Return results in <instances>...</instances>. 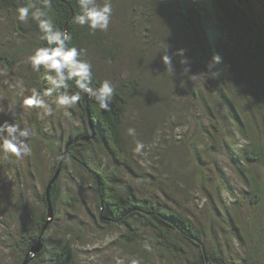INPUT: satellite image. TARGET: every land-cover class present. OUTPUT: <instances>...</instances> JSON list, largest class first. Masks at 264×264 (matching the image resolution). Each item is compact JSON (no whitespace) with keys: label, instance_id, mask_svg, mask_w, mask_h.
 Listing matches in <instances>:
<instances>
[{"label":"trees","instance_id":"obj_1","mask_svg":"<svg viewBox=\"0 0 264 264\" xmlns=\"http://www.w3.org/2000/svg\"><path fill=\"white\" fill-rule=\"evenodd\" d=\"M23 3L24 0H0V22H8L14 35L13 39L0 44V47L11 46L0 48V65L6 71L16 69L23 56L44 44L35 22L17 20L16 9ZM175 3L176 15L184 19L193 44L184 55L189 56L198 73L205 74H202L205 80L200 77L191 94L202 110L197 126L204 130L206 143L210 145L207 153L224 149L247 188L232 204L236 215L223 211L221 196H218L220 206L212 212L221 219L228 218L243 255L232 256L229 242L220 240L221 230L214 220H210L207 228L199 227L182 213L156 200L157 196L146 197L132 184L131 181L141 175L131 163L132 152L126 148L124 135L126 116L134 106L133 92L138 93L139 84L135 80L115 83L108 79L115 86L110 108L100 109L87 96L71 108L80 126L65 140L63 153L58 147L60 138L56 141L38 130L39 138L51 141L56 148L51 175L41 198L45 210L28 209L21 215L20 234L11 235L12 245H5L18 255L13 264H24L26 259L28 264H75L69 244L49 237L54 220L49 221L46 190L62 162L59 176L50 188L55 213L61 173L67 161L75 165L83 182L92 184L99 204L98 222L122 230L121 242L126 247L137 248L145 259L152 251L159 253L168 264H264V0H175ZM78 12L76 0H51L49 14L59 28L71 34L73 46L86 50L85 58L92 63L95 74L93 85L98 86L107 78L100 74L95 61L113 70L120 65L122 52L108 36V31L92 32L87 26L75 24L72 18ZM141 14L146 15L144 11ZM148 22L152 25L145 30L151 33L153 21ZM214 56L221 58L220 63L215 65L214 72H208L206 64ZM37 73L43 92L47 84L42 72ZM70 90L75 91V88ZM202 118L208 120L207 126ZM6 127L0 117V158L7 156L13 163L16 156L3 149ZM237 137L244 145L235 151L232 146ZM15 168L10 165L11 175ZM15 180L20 186L16 175ZM222 186V182L217 185L219 193ZM235 206L252 210L249 219L252 222L244 223ZM41 235L43 249L31 259L33 242Z\"/></svg>","mask_w":264,"mask_h":264},{"label":"rangeland","instance_id":"obj_2","mask_svg":"<svg viewBox=\"0 0 264 264\" xmlns=\"http://www.w3.org/2000/svg\"><path fill=\"white\" fill-rule=\"evenodd\" d=\"M258 5L262 10L261 3ZM176 10L175 0H113L108 36L120 47V65L109 70L95 63L104 78L115 83L135 80L139 84L138 93L133 92L134 106L126 116L124 135L126 148L132 152L131 163L141 175L132 184L146 197L157 196L156 200L199 227L207 228L210 220H214L221 230L220 240L229 242L231 254L237 258L244 251L233 236V227L227 217L221 219L212 212L220 206L218 196H221L223 211L236 215L232 204L247 188L224 149L207 153L210 145L206 143L204 130L197 126L203 114L191 93L200 77L205 80V74L198 73L191 63V72L196 75L187 78L181 72L178 56L173 57L174 72L161 61L162 51L169 45V54L177 49L187 52L193 47L184 19L176 15ZM148 20L153 21L151 33L145 30L152 25ZM0 24V44H3L1 41L6 43L14 35L8 22L2 20ZM8 47L11 46L0 48ZM30 55L23 56L13 71H3L0 65V117L2 122L14 124L19 130H29L26 142L31 149L22 158H13V163L7 156L0 158V264L18 260L15 250H8L5 245H12L11 235L20 234L23 212L45 210L41 198L51 175L56 148L51 141L41 140L38 130L56 141L60 138L58 147L63 153L65 140L80 126L72 109L54 107L52 115H45L43 109H27L22 105V96L30 94L29 89L35 87L42 92L38 73L28 63ZM201 120L208 125L207 119ZM228 125L233 127L230 122ZM129 128L135 129L134 136L128 134ZM138 141L144 145L140 153L135 151ZM242 145L244 142L238 138L233 150L238 151ZM11 164L16 166L13 175ZM220 182L223 186L219 193ZM59 184L60 198L49 237L69 244L75 264H117L118 260L123 264L133 261L168 264L152 251L145 259L137 248L126 247L121 242L122 230L98 222L99 204L92 184L82 181L70 161L61 173ZM238 211L244 223L252 222L249 221L252 210L244 207Z\"/></svg>","mask_w":264,"mask_h":264},{"label":"clouds","instance_id":"obj_3","mask_svg":"<svg viewBox=\"0 0 264 264\" xmlns=\"http://www.w3.org/2000/svg\"><path fill=\"white\" fill-rule=\"evenodd\" d=\"M79 12L74 14L72 20L75 24L87 26L92 32H106L113 17V0H76ZM51 0H24L16 9V18L20 23L29 19L36 23L43 45L37 46L28 57V63L35 72H42L47 87L43 92L33 87L28 95L22 96V105L27 108L43 109L45 115H52L54 107L71 109L75 107L84 96L94 100L102 110H108L114 98L115 86L112 81L104 79L98 86L93 85L94 71L92 63L86 59V50L73 46L71 34L59 28L53 17L49 14ZM169 47L162 51L161 61L167 68L175 71L173 57H180L181 72L187 78L194 77L191 72V60L184 55V49H177L169 54ZM221 58L214 56L206 64L208 72H214L215 65ZM3 71H6L3 70ZM22 87V85H21ZM75 88V91L70 89ZM51 98L49 102L46 98ZM4 129L7 136L3 140V149L17 158H22L30 152L26 142L30 135L29 130H19L16 125L5 122ZM129 135H135V129H128ZM144 145L137 142L135 151L140 153ZM117 264H123L118 260ZM132 264H138L133 261Z\"/></svg>","mask_w":264,"mask_h":264},{"label":"water","instance_id":"obj_4","mask_svg":"<svg viewBox=\"0 0 264 264\" xmlns=\"http://www.w3.org/2000/svg\"><path fill=\"white\" fill-rule=\"evenodd\" d=\"M86 141H88V138L85 139ZM68 154L66 155H63L62 156V160L67 156ZM61 166H62V162L59 164V167H58V170L54 176V178L50 181L48 187H47V202H48V217H49V221L51 222V220L53 219L54 217V211H53V207H52V202H51V199H50V188L52 187V185L56 182L58 176H59V173H60V170H61ZM42 235L33 242V246H32V249H31V253L29 254L32 258H34L42 249H43V246H44V243H43V239H42ZM29 260L26 259V261L24 262V264H28Z\"/></svg>","mask_w":264,"mask_h":264}]
</instances>
